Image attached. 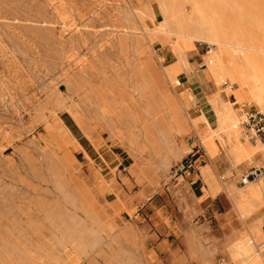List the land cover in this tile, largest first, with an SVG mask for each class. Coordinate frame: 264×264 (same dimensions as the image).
<instances>
[{"label": "rangeland", "instance_id": "obj_1", "mask_svg": "<svg viewBox=\"0 0 264 264\" xmlns=\"http://www.w3.org/2000/svg\"><path fill=\"white\" fill-rule=\"evenodd\" d=\"M173 1L0 0V264H207L189 255L195 236L220 245L212 264L225 257L221 218L234 212L230 224H251L255 213L240 217L223 188L198 203L193 191L202 193L203 182L195 169L204 157L176 172L194 142L206 153L214 140L217 180L243 185L245 172L230 170L217 137L199 134L198 102L221 93L231 103L256 104L214 79L207 41L194 40L188 68L153 88L178 101L174 112L160 111L175 128L170 150L146 138L166 127L154 111L157 99L134 89V70L147 60L162 71L177 55L167 34H150L142 21L153 26ZM211 1L226 24H245L264 38V0ZM241 126L242 139L264 148ZM257 247L264 250V242ZM253 255L264 264L255 248Z\"/></svg>", "mask_w": 264, "mask_h": 264}, {"label": "bare ground", "instance_id": "obj_2", "mask_svg": "<svg viewBox=\"0 0 264 264\" xmlns=\"http://www.w3.org/2000/svg\"><path fill=\"white\" fill-rule=\"evenodd\" d=\"M186 1L191 5L190 10L186 9L184 3L179 4L178 0H174L171 5L162 7V15H160L162 19L157 23L154 22V15L150 17L154 22L153 26H148L142 21L144 30L150 34L161 32L171 38L177 55L176 60L165 66L162 71L150 68L147 60L141 62L134 70V89L139 92L140 97L157 99L160 105L154 108V111L158 114L160 123L166 127V130L157 127L161 136L153 137L147 133L146 138L155 147H165L167 150H170L169 146L173 143L172 134L175 128L167 122L160 111L163 107H167L174 112L178 101L167 88L157 90L153 88L162 78L175 81L178 73L188 68L186 52L192 47L194 40H205L209 44L208 47H211L206 50L205 57L208 63L207 69L214 79L217 82L227 83L232 91H236L237 97L251 99L264 112V38L254 37L245 24H226L224 16L221 12H217L211 0ZM183 6L181 11L180 8ZM209 102L215 111L216 124L212 126L213 122L200 114L199 118L205 124V129L199 132L201 137L216 136L233 164L251 156L247 150V141L242 139L236 127L238 114L233 103L225 100L221 93L210 97ZM245 104L240 103L241 107ZM172 119L176 120L175 114ZM241 122L242 120L240 125ZM178 129L180 130L179 125ZM165 131L169 134L166 135ZM206 145L210 156L218 150L214 140L207 141ZM181 148L183 146H180ZM205 170L206 166H201V172ZM218 183L225 190L233 209L240 217H249L257 208L261 197L260 186H263L262 179L249 180L242 186L235 185L233 181L223 183L218 181ZM260 232V219H257L248 226L246 238L239 237L234 240L232 254L244 256L241 264H258L259 261L253 255V251L257 245L256 235ZM189 246L201 256L204 255L205 248L199 240H192ZM258 257L264 259L260 254Z\"/></svg>", "mask_w": 264, "mask_h": 264}, {"label": "crops", "instance_id": "obj_3", "mask_svg": "<svg viewBox=\"0 0 264 264\" xmlns=\"http://www.w3.org/2000/svg\"><path fill=\"white\" fill-rule=\"evenodd\" d=\"M204 77H205V75H204ZM193 94H194L195 98L203 99L202 96L198 95L199 93L193 92ZM211 95L212 94L206 95L207 100L203 101L204 104H203V102H201L199 100L198 103H200L199 104V106H200L199 111L200 112L197 114L196 117H198L200 114H203L207 118L208 121L213 122V120L216 117V115H215V111H214L211 103L209 102V97ZM241 102H244V103L247 104V102L244 101V100L235 101L233 103V107H234L235 104L241 103ZM248 108L259 109V108H257L256 105H249ZM213 111H214V113H213ZM236 112L238 114L236 127H237L238 131L240 133H242V126L240 125V121H241V117L244 116V114H245V109L241 108L238 111L236 110ZM247 143H248L247 144V150L249 151L251 156L246 157L241 162L233 164L231 162L229 156L227 154H226L227 157L225 156L228 159L229 163H230V166H231L230 170L235 169V172H236L237 175L239 173H244V172L248 171L252 167H257V166L264 167V148L263 147H259L258 146L259 142L254 140V139H250L249 138L247 140ZM215 144L217 145V149L218 150L213 155L210 156L207 153V150H206V153L200 155L201 157H204L207 160L206 161L207 163L204 165V166H206V170L202 173L201 170H199L198 168L195 169V171L197 173H198V171H200V175L197 176V177H199L200 181L203 182V187H202L203 188V192L202 193L200 192L199 195H197L193 191V195H194L195 198L198 199V203L199 204L202 203L204 200L210 198V197L218 195V193L221 191V188H222V186L219 185L218 181H220V180L222 181L223 177L220 176V178H219L220 180H217V173H216L217 167H216L215 161H214V158L218 155V152H220L221 150H220V148L218 146V143L216 142ZM199 160H200V158L196 159V161H198V162H199ZM201 161L202 160H200V162ZM195 167H197V165ZM188 172L190 173V171H188ZM193 172H194V170H193ZM227 173H229V172L227 171ZM235 179H233L231 181H233V183L236 185ZM258 179H262L263 186H260L261 187L260 188L261 189V191H260L261 192V197H260V199L258 201L257 208L254 210L255 216L253 218H251V220H252L251 224L253 223L254 220L260 219L261 232L256 235V244L257 245H256L255 249L257 251V254H260L261 257H264V250H259L258 247H257L258 244H259V241H261L262 243L264 242V235H263V233H264V176L260 177ZM195 182H196V180L192 181L191 185H193ZM199 184H200V182H199ZM204 189H205V193L207 194L205 197H203L204 196ZM233 215L238 216L237 214H235L233 212V213H230V214H226V215H224L221 218L220 225L222 226V229L225 232L224 238L221 240V246L226 249V250H224L225 251V257L222 258L221 261L213 262L212 264H241L242 263V259L241 258H239L237 256H234L232 254V249H233L232 248V244H233L235 239L239 238L242 235V233H247L248 226L246 228H244V229L240 227L241 221L243 220L241 218L240 219L237 218L238 220H236L237 223H238L237 227L232 225V224H230L229 220H230V217L233 216ZM193 240H195V239H193ZM201 243L203 244V246L205 248L204 255L201 256L198 252H196V250L193 247H190V246H189V249H188L189 250V255L197 257V258H201L203 261H207V264H210L209 260L213 256L215 250L218 249V247H220V245L213 244L212 246L207 247L206 245H204L203 242H201ZM260 260L264 262V259H260Z\"/></svg>", "mask_w": 264, "mask_h": 264}, {"label": "built area", "instance_id": "obj_4", "mask_svg": "<svg viewBox=\"0 0 264 264\" xmlns=\"http://www.w3.org/2000/svg\"><path fill=\"white\" fill-rule=\"evenodd\" d=\"M204 65L205 62L202 61L199 64V67H203ZM241 123L250 131V137L259 139L264 146V112L259 109L248 108L245 111L244 118ZM204 152L205 148L202 142L200 140L194 142L185 159L177 165L176 172L186 171L189 168H193L197 157L204 154ZM263 176L264 167H252L242 175L241 183L245 184L249 180H255Z\"/></svg>", "mask_w": 264, "mask_h": 264}]
</instances>
